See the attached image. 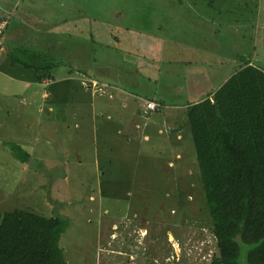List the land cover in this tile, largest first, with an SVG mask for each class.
Here are the masks:
<instances>
[{"label": "rangeland", "instance_id": "374dc122", "mask_svg": "<svg viewBox=\"0 0 264 264\" xmlns=\"http://www.w3.org/2000/svg\"><path fill=\"white\" fill-rule=\"evenodd\" d=\"M5 2L31 15L25 19L36 21L38 34L91 32L85 49L96 63L112 60L117 34L162 31L178 44L168 51L173 64L166 61L168 72L158 77L163 103L145 117L117 116L115 107L118 125L106 140L95 110L110 106L111 96L69 68L79 52L61 50L50 81L38 83L20 64L10 65L11 41L1 37L0 213L26 209L64 219L59 247L66 264H208L215 242L185 108L206 98L200 92L207 88L216 91L244 61L264 71V0H0L1 20ZM93 31L104 32L102 42H93L99 40ZM189 44L197 50L191 53ZM182 60L194 61L199 73L185 75ZM130 86L144 98L154 89L138 74ZM138 122L149 127L134 128ZM16 146L26 160L15 156Z\"/></svg>", "mask_w": 264, "mask_h": 264}, {"label": "trees", "instance_id": "16d2710c", "mask_svg": "<svg viewBox=\"0 0 264 264\" xmlns=\"http://www.w3.org/2000/svg\"><path fill=\"white\" fill-rule=\"evenodd\" d=\"M13 12L0 19V38L11 41L8 62L32 72L34 82L51 79L62 39L50 45L47 32H35L34 20L24 19L25 33L15 30L23 18ZM186 119L215 242L208 264H264V71L244 61L216 91L187 106ZM66 223L26 209L3 211L0 264H66L59 247Z\"/></svg>", "mask_w": 264, "mask_h": 264}, {"label": "crops", "instance_id": "0c3cea01", "mask_svg": "<svg viewBox=\"0 0 264 264\" xmlns=\"http://www.w3.org/2000/svg\"><path fill=\"white\" fill-rule=\"evenodd\" d=\"M3 5H8V9H4L3 7L1 8V10H3L4 12L10 11V9H14V12H16L20 18H23V19H20L21 21L19 23H17L18 26L15 29L17 31H23L22 29H20V27L24 25V19H25V15L27 14V12L18 11V7L16 6V4L12 5V4L5 2L4 4H2V6ZM2 24L4 23L2 22ZM46 32H47L46 36H48V39L51 40V42H49L50 45L51 44L54 45L55 44L54 42L56 41L59 42L62 39V45L63 44L65 45L64 52L66 53V55H68L69 53H73V52L80 53V57L78 60L77 59L71 60L72 62L74 61L76 64L74 67L72 66L69 67L73 69L72 71L78 72L79 75L81 76H87L88 83H90L91 85L93 84L96 87L97 92L99 91L102 94L104 92L110 93L111 97L107 100L111 102V105L109 106L110 103L107 104L106 106L102 105L101 107H98L95 110L97 113L96 115H98L99 120H100L99 126H98V128L100 129V134L103 135L106 140L109 138L111 126L118 125V123H115L116 120H114L111 117L114 114V112L117 111L115 107H118L117 116H118V112L126 113L128 111V114L130 113L134 114L131 116L137 117L143 114L145 117L151 112H155L157 108L159 107L160 103H163L162 98L165 97L164 84H162V80L161 79L159 80L158 77L162 70L165 71V69L167 68L166 72H168L169 65L166 66V61H168L169 63H172L170 55L168 54V51H170V46L178 44V41H176V37H174V39L172 37L163 39L162 31L161 33L159 32L161 37L156 36V34L154 36L149 35V34L147 36L143 34H138V35L136 34L124 35L123 34V36L121 35L119 36L117 34L116 37L112 38L113 48H114L113 53H112V60L109 61V60H105V58L101 59V57H99L98 63H96L91 58L88 59V56H90L88 55L89 51L85 49V47L87 46L88 40H89L88 36L91 32L88 33V31H55L56 34H52L54 31H46ZM177 32L179 33V31ZM103 36H105L103 31H98V32L93 31L92 32V39L95 40L96 37L99 38L98 42L93 41L95 43L102 42ZM166 45L169 47L167 48ZM116 46L120 47V49L115 50ZM186 48L191 53L197 50V48L196 49L191 48V44L186 46ZM186 59H189V57ZM137 61L139 62V64L134 65V62H137ZM182 61H184V63L182 64H186L184 66V70L186 69L189 74L194 72L195 69H196L195 72L199 73V67L194 63V61L193 62H191L190 60H186V61L182 60ZM161 62H162V65L159 64ZM179 62L177 63L179 64ZM64 66L66 65L64 64ZM67 66H68V63H67ZM91 67H96L95 73L93 72L94 68L89 69ZM79 68L80 70H78ZM83 70H86L88 72H84ZM186 70H185V75H186ZM137 74L141 75L144 80L154 85V89L152 93L149 94L150 97L144 98L137 93L135 94L133 90H131L130 85L132 82V78H134V76H136ZM181 77L185 79L186 82L190 80L189 76H186V78H184L181 75ZM44 81L49 82L50 79H46ZM126 85L129 86L128 88L129 90L125 88ZM159 85H160L159 87L160 91H158ZM161 89L163 90L162 97H161ZM205 93L209 95L213 93V89L210 88L208 90L207 88V90L200 92L201 95ZM203 99L204 98H201L200 100L194 103L200 102ZM131 102L132 104H130ZM149 102L155 104L154 110H148L146 108V104ZM130 106L132 107L131 111L129 109ZM141 107H142V111H141ZM165 108H169V107L167 106ZM127 121L132 122L133 124L134 119L129 118L128 120H126V122ZM140 124L141 123L139 122L135 123L134 128H138L140 126L142 128L147 129L149 127V125H145V122H143L142 125ZM152 125H155V122L152 123ZM93 128L94 127H92L91 130H93ZM147 133L148 132L144 131L142 138L144 139V141L147 140V142H149L152 138V135L147 134ZM157 135H161V128H159V130L157 131ZM180 138L181 137L178 135L176 139L178 140ZM97 171H98L97 176L98 177L99 175L101 176V172H100L101 170L98 169Z\"/></svg>", "mask_w": 264, "mask_h": 264}, {"label": "built area", "instance_id": "2783aa9c", "mask_svg": "<svg viewBox=\"0 0 264 264\" xmlns=\"http://www.w3.org/2000/svg\"><path fill=\"white\" fill-rule=\"evenodd\" d=\"M146 108L148 110H154L155 109V104L149 102V103L146 104Z\"/></svg>", "mask_w": 264, "mask_h": 264}]
</instances>
